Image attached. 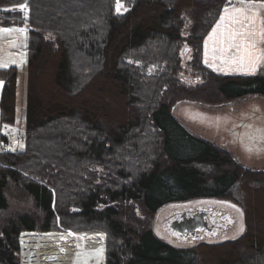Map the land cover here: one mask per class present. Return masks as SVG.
<instances>
[{
  "label": "trees",
  "instance_id": "obj_1",
  "mask_svg": "<svg viewBox=\"0 0 264 264\" xmlns=\"http://www.w3.org/2000/svg\"><path fill=\"white\" fill-rule=\"evenodd\" d=\"M238 1L249 0H119V11L117 0H0V27L27 30L23 67L0 70V125L22 142L0 149V264H22L23 234L52 232L102 236L103 264H264V170L172 115L183 101L264 98V73L203 64L204 40ZM200 199L239 208L241 235L186 248L155 237L162 207Z\"/></svg>",
  "mask_w": 264,
  "mask_h": 264
},
{
  "label": "rangeland",
  "instance_id": "obj_2",
  "mask_svg": "<svg viewBox=\"0 0 264 264\" xmlns=\"http://www.w3.org/2000/svg\"><path fill=\"white\" fill-rule=\"evenodd\" d=\"M237 5H240L241 8H254L264 20V6H261L260 1H238L229 7ZM21 6L16 8L23 14L26 25L27 7L26 5ZM10 9L4 8L3 10ZM251 13V10H248L245 15L251 17ZM222 16H224L223 13L218 20L221 27L214 28L218 30V33H223L229 26L240 27V25H233L227 18L223 24ZM245 23L249 22L245 21ZM7 28L12 31L4 32L2 29L5 28L0 27V70L10 67L22 68L26 59V27ZM259 50L260 54H264V44H260ZM182 58L184 62L188 63L189 55L182 53ZM203 64L206 65L204 57ZM255 71V74L264 73L263 61L255 68ZM1 88L0 82V93ZM173 115L188 129L186 131L190 135L194 137L199 135L203 137L202 140L208 139L209 142L221 147L237 163L247 169L264 170V98L249 97L220 106L196 105L183 101L176 105ZM18 129L0 125V136H4L7 140L6 144L2 145V148L0 147L1 150L9 152L21 150V134ZM255 141L259 143L250 147L251 143ZM183 145L190 150L189 142H183ZM11 193L13 197L17 195L13 190ZM8 203L10 209L21 206L19 203L17 205V202L10 201ZM233 206L226 201L209 199L168 204L156 213L152 231L155 237L177 248L193 247L203 242L220 243L233 240L243 232L241 211ZM202 212H211L217 215L219 224L214 235H209L201 240H181L170 233L171 222H179L182 215L188 216ZM103 245L104 239L98 234L71 233L70 235L69 233L52 232L41 235L23 234L20 238L22 264H103Z\"/></svg>",
  "mask_w": 264,
  "mask_h": 264
},
{
  "label": "crops",
  "instance_id": "obj_3",
  "mask_svg": "<svg viewBox=\"0 0 264 264\" xmlns=\"http://www.w3.org/2000/svg\"><path fill=\"white\" fill-rule=\"evenodd\" d=\"M243 6V5H242ZM237 8H241L240 5L237 6H233V7H228L227 9L229 10L227 13V16H231L237 13H234L233 10L237 9ZM251 10V14L253 15V13H257L256 10L254 8H250ZM224 16H226L225 11L222 12ZM251 15V16H252ZM225 21H221L223 24H225ZM220 23V21H218ZM218 22L216 23V25L213 27V29L217 26ZM249 27L253 30H255L256 32V48L254 51V55L256 57H259L258 60L256 61H252L249 59H240L241 56H243V53H237L236 49L232 48H228V43H230L229 41H224L222 39V36L225 32L229 31L228 29H232L234 28V26H229L226 30L223 31V33H218V30H216L215 34L213 32V29L210 31V33L208 34V36L206 37V39L204 40L203 43V57L206 63V67L210 70H212L213 72H215L216 74L222 75V76H252L255 75V68H257L261 61L264 62V54H260L259 53V47L260 44H264V38H262L259 34L261 31H264V20L262 19V15L258 14L256 15L255 18V22L252 26V24H249ZM227 49V50H225ZM206 55H208L206 57ZM236 57V59L234 60L233 57ZM206 59L208 60L206 62ZM253 63L255 64V68L253 70ZM177 105V104H176ZM176 105L174 106V108L176 107ZM197 105V104H196ZM173 108V110H174ZM173 112V111H172ZM173 115V113H172ZM173 117L175 118V120L185 129V126L176 119L175 115H173ZM195 137H200L199 139L202 140L203 137L199 136V135H195ZM203 141L212 144L214 146H216L217 148H219V146L209 142L208 139H203ZM259 142H253L251 143L250 147H254V145L256 146ZM1 147V144H0ZM221 148V147H220ZM219 148V149H220ZM221 150H223L221 148ZM246 168V167H245Z\"/></svg>",
  "mask_w": 264,
  "mask_h": 264
},
{
  "label": "snow or ice",
  "instance_id": "obj_4",
  "mask_svg": "<svg viewBox=\"0 0 264 264\" xmlns=\"http://www.w3.org/2000/svg\"><path fill=\"white\" fill-rule=\"evenodd\" d=\"M250 2V0H249ZM261 6H264V0H260ZM23 7V6H21ZM121 5L119 4V0H117V10L119 11ZM250 10L249 8H237L234 9L233 12L237 13L231 16H227L228 9L225 8L226 16L221 17V21H224L226 18L231 20L233 25H240L239 28H232L231 30L225 32L222 36V39L224 41H229L228 48H234L236 49L237 53L242 52L243 56L240 57V59H249L253 62L258 60L259 57H256L254 55V51L256 48V32L255 30L249 28V24H254L255 18L257 13H253L251 17L245 15V12ZM245 21H248L249 23H245ZM221 27V24L218 23L216 28L219 29ZM4 32L12 31V29H2ZM214 34L216 32V29L213 30ZM262 38H264V31H261L259 34ZM227 50V49H225ZM233 59L235 60L236 57L234 56ZM255 68V64L253 63V70ZM234 207V206H233ZM239 211V209H237ZM71 235V233H69Z\"/></svg>",
  "mask_w": 264,
  "mask_h": 264
},
{
  "label": "flooded vegetation",
  "instance_id": "obj_5",
  "mask_svg": "<svg viewBox=\"0 0 264 264\" xmlns=\"http://www.w3.org/2000/svg\"><path fill=\"white\" fill-rule=\"evenodd\" d=\"M205 214V226H201L203 228H201L199 231L196 232L195 236L190 237L187 236L186 232H183L182 234L180 232H177L175 230H177V227L182 223V218H184L185 216L182 215L180 217V221H173L171 222V224L169 225V229H170V233L172 235H174L176 238L181 239V240H201V239H205L207 237H209V235H214L217 228V225L219 224V220L217 218V215L215 213H211V212H204ZM190 216V215H188ZM188 216L184 219L186 220L188 218ZM185 235V236H183ZM186 237V238H184Z\"/></svg>",
  "mask_w": 264,
  "mask_h": 264
},
{
  "label": "water",
  "instance_id": "obj_6",
  "mask_svg": "<svg viewBox=\"0 0 264 264\" xmlns=\"http://www.w3.org/2000/svg\"><path fill=\"white\" fill-rule=\"evenodd\" d=\"M185 216V215H184ZM187 216H185L184 218H182V223L177 227V232H180L181 234L183 232L187 233V236L193 237L195 236L196 232L199 231L201 228V226H205V214L202 213H195L192 214L190 216H188V218L186 220H184ZM185 236V235H183ZM186 238V237H184Z\"/></svg>",
  "mask_w": 264,
  "mask_h": 264
}]
</instances>
